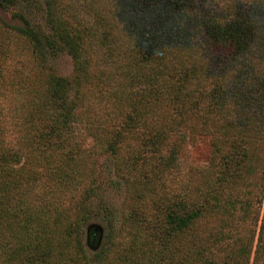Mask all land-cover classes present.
Instances as JSON below:
<instances>
[{"label":"trees","instance_id":"obj_1","mask_svg":"<svg viewBox=\"0 0 264 264\" xmlns=\"http://www.w3.org/2000/svg\"><path fill=\"white\" fill-rule=\"evenodd\" d=\"M209 1L46 0L48 37L71 57V75L45 66L47 36L31 26L5 23L28 42L42 72L36 87L41 98L26 121L28 130L21 131L27 150L20 166L0 132V252L6 255L0 264H38L46 256L38 241L33 247L28 242L30 231L27 236L23 232L43 215L49 201L41 194V206L33 212L28 208L33 193H24L37 184L46 189L45 179L61 185L70 179L73 109L76 99L93 87L107 111L95 137L115 157L118 172L137 176V196L148 188L153 196L162 193L160 202L168 208L163 222L179 234L191 231L192 243L199 238L188 261L180 263L220 264L213 249L223 238L222 229L231 227L233 207L224 197L255 170L251 162L256 156L264 160V150L256 149L264 144V0H225L216 11ZM17 2L0 0V5L18 7ZM182 128L212 137L211 169H195L200 191L194 198L181 187L176 191L164 185L180 150V144L166 149L167 140ZM222 202L226 208H221ZM208 214L216 218L213 224L220 231L211 232L212 226H207L200 238L198 221ZM65 225L67 236L72 227ZM51 228L47 236L53 234ZM15 235L23 242L11 262ZM89 239L95 240V235L90 233ZM263 248L264 213L251 264H258Z\"/></svg>","mask_w":264,"mask_h":264},{"label":"rangeland","instance_id":"obj_2","mask_svg":"<svg viewBox=\"0 0 264 264\" xmlns=\"http://www.w3.org/2000/svg\"><path fill=\"white\" fill-rule=\"evenodd\" d=\"M224 1L210 0L211 9L218 10ZM17 5H0V132L8 153L18 156L14 163L20 166L25 161L27 150L22 133L28 130L26 121L30 118L32 107L41 98L36 87L42 71L28 42L7 28L5 23L31 26L35 32L47 37L48 26L46 0H18ZM46 39L47 42L43 38L45 66L60 75H71L74 67L71 57L55 40ZM95 90L94 87L86 89V94L76 99L74 105L75 118L70 133L71 142L75 144V156L69 165L70 179L63 181L64 185L56 179H45L46 189L43 186L39 188L37 184L30 188V192L27 187L24 193L26 197L33 193L28 197V208L33 212L41 206L42 197L46 196V201H49L42 209L43 215L35 218L38 222L36 226L33 222L29 230L26 227L23 232L27 236L30 231L28 242L32 247L36 241L42 245L46 256L38 264L186 263L199 238L192 243L191 231L179 234L163 222L168 208L160 202L162 193L153 196L148 188L137 196L134 192L140 182L137 176L126 170H122V174L118 172L115 157L106 151L103 141L95 137L104 126L107 112L101 107L104 104L102 96L94 94ZM182 130L167 140L166 149L180 144V150L167 170L164 185L170 189L174 187L176 191L181 187L188 197L194 198L200 191L195 187L194 172L195 169L209 167L213 156L212 137L210 134L191 135L187 129ZM256 149L258 153L262 152L264 144L258 143ZM256 157L251 162L255 170L246 173V178L234 185L224 197L232 200L233 207L232 215L228 216L231 227L222 229L223 238L213 249V257L220 264H251L253 260L264 213L260 167L264 166V160L260 162ZM41 194L44 196L41 197ZM155 200L157 203H154ZM221 208H226L225 202H222ZM58 212L61 214L56 220ZM215 219L208 214L198 221V237L201 238L207 226H212L211 232L220 231V226L213 224ZM65 223H70L72 227L67 236ZM49 226L53 234L47 236ZM90 233L95 235V240L89 239ZM22 239L17 235L11 239L14 255L11 262L17 260V248ZM262 252L258 264H264V248ZM82 253L86 254L85 258ZM5 256L0 252V261L5 262Z\"/></svg>","mask_w":264,"mask_h":264}]
</instances>
